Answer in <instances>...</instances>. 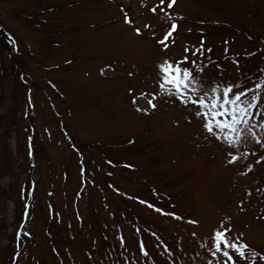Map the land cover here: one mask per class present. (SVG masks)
<instances>
[{"label": "rangeland", "instance_id": "374dc122", "mask_svg": "<svg viewBox=\"0 0 264 264\" xmlns=\"http://www.w3.org/2000/svg\"><path fill=\"white\" fill-rule=\"evenodd\" d=\"M170 2L0 0V264H225L224 225L253 252L236 264H264V100L229 147L161 93L158 68L188 55L205 90L251 99L264 0Z\"/></svg>", "mask_w": 264, "mask_h": 264}, {"label": "snow or ice", "instance_id": "6c2138e0", "mask_svg": "<svg viewBox=\"0 0 264 264\" xmlns=\"http://www.w3.org/2000/svg\"><path fill=\"white\" fill-rule=\"evenodd\" d=\"M163 2L164 0H161V4ZM174 3L175 0H171L167 7H172ZM152 11L155 12L156 8H153ZM177 27L175 23L171 24L170 30L164 39L160 41L162 45L167 47L165 42L169 40ZM137 32L139 33V29H137ZM185 51L191 53L189 49ZM204 51L202 41L201 48L196 49V52L191 53V55L202 54ZM207 51L210 52L211 49H207ZM196 63L197 61L190 59L188 55L179 60L166 59L162 61L158 65L162 81L159 86L161 93L178 99L185 107L189 105L196 106L195 115L202 118L206 132L216 136L217 139L224 140L229 147L238 145L245 131L254 127L250 125L252 110L257 108L264 100V96L261 95V92H264V84L256 86L260 91L254 92L251 99L246 98V92L235 90L233 85H227L221 89L217 84L210 90H205L202 86L204 67L201 66L197 70ZM149 103L152 104V107H155L151 100H149ZM257 115L264 116V113H258ZM260 128L264 129V124H261ZM252 135L255 137V132H252ZM236 159L238 158L233 157L230 163H235ZM191 223L197 222L191 221ZM230 232L231 230L226 225L214 231L212 235L213 255L222 253L223 257L227 258L225 264H236L233 257H244L248 245L234 243L229 239ZM141 248L143 249V245H141ZM228 249L232 250L231 253Z\"/></svg>", "mask_w": 264, "mask_h": 264}, {"label": "trees", "instance_id": "16d2710c", "mask_svg": "<svg viewBox=\"0 0 264 264\" xmlns=\"http://www.w3.org/2000/svg\"><path fill=\"white\" fill-rule=\"evenodd\" d=\"M5 36H6V34L4 33V31H1V30H0V40H1L2 44H5L4 41H2V38H3V37L5 38ZM26 68H27V67H26ZM32 80H33V82H34V79H32Z\"/></svg>", "mask_w": 264, "mask_h": 264}]
</instances>
